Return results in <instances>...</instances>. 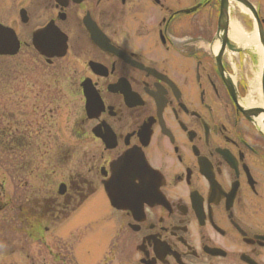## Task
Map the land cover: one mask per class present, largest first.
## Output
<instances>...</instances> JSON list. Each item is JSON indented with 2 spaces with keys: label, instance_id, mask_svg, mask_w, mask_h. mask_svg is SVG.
I'll return each mask as SVG.
<instances>
[{
  "label": "flooded vegetation",
  "instance_id": "af4514ba",
  "mask_svg": "<svg viewBox=\"0 0 264 264\" xmlns=\"http://www.w3.org/2000/svg\"><path fill=\"white\" fill-rule=\"evenodd\" d=\"M248 1L264 21L258 0ZM219 5L0 0V24L15 31L18 53L28 49L23 87L17 71L0 67V107L15 98L26 109L15 116L0 108L8 147L0 152L28 153L29 179L46 175L50 163L62 168L55 190L34 181L23 202L0 182V257L264 264V94L262 102L248 94L255 57L230 37V22L218 27ZM64 78L80 111L74 147L39 149L32 139L55 125ZM89 206L93 213L83 216Z\"/></svg>",
  "mask_w": 264,
  "mask_h": 264
},
{
  "label": "rangeland",
  "instance_id": "374dc122",
  "mask_svg": "<svg viewBox=\"0 0 264 264\" xmlns=\"http://www.w3.org/2000/svg\"><path fill=\"white\" fill-rule=\"evenodd\" d=\"M260 7H261V15L264 18V0H258ZM239 8V7H238ZM239 11H237V9L235 8L234 11L231 10V16H230V26L232 23H236L243 32L246 33L247 36L251 35L254 32H257V28L254 24H252V26L249 27V25H247V27H243L242 23L243 22H249V20L247 18H249V16L246 14V12H244L241 7L239 8ZM232 12H236V15H234ZM238 13H240L238 15ZM19 26V24L17 25ZM21 28V27H18ZM19 33L21 35H23L25 33L24 29H18ZM231 29H230V34H231ZM251 48V53L254 55L255 57V61L252 62V65L250 66L249 73H248V77H247V84L249 86V95L250 96H254L253 101L255 102H259L261 101V90H260V73H261V69H259V56L256 53V50L253 46H250ZM248 48V49H250ZM22 54V56H21ZM15 56V55H14ZM0 57V67H2V69H4L5 71H8L10 73V76L17 71L18 73V79L16 78V75H14L16 80H19V84L22 85V87L24 86L25 83V75L24 70L26 71L28 68H26L27 66H24L27 61H28V49L23 50L21 52H19L15 57ZM21 56V57H20ZM22 70L21 73H19L18 71ZM2 76V75H1ZM9 76V78H10ZM3 77V76H2ZM71 80L69 81V78H64L62 80V87L64 89V93L62 94V97L64 95V105H62V107H59V109L54 112V122L55 125H48V134H47V138L50 139L49 141H46V137H44L43 139H36L33 138V145L39 147V149L43 148V144L47 143L48 146H50V144H56L57 147H69L72 148L74 147V141L72 140V137L70 136V132L72 129V125H73V121L76 120V118L79 116V108L77 107V103H78V98L75 97L74 95V90L73 87L71 85ZM16 82L13 81L12 84H15ZM253 84V85H252ZM68 86V87H66ZM252 87H256V91L252 88ZM69 90H68V89ZM11 90V89H10ZM252 91V92H251ZM13 93V91H11ZM18 94V93H17ZM16 94V95H17ZM14 95V96H16ZM61 97V98H62ZM250 100V98H248ZM13 101L8 103V105H6V109H4V107H0L3 108V110H7V111H12L15 116H20V115H24L26 112L25 106H24V99H21V102L23 104H21L18 108L17 106H14L15 102V98L12 99ZM258 100V101H257ZM76 102V103H75ZM262 102V101H261ZM60 103V102H59ZM27 105V103L25 104ZM50 106L47 107V111H51L52 109L49 108ZM87 127V126H86ZM84 128V127H83ZM85 129V128H84ZM3 139V140H2ZM2 139L0 140L1 144L0 147L1 149H5L8 148L5 146V144H7L6 139L4 138V136H2ZM45 146V145H44ZM41 147V148H40ZM8 152V151H7ZM72 158H70V160L66 161L64 163V167H65V174L67 173V171L74 165V162L76 160L75 154H72ZM33 160H37L36 158H33ZM39 160H37V162H33L32 164V169L34 168L35 170L39 169L38 168V164H39ZM60 165L63 166L62 163H60ZM33 169V170H34ZM46 172L47 174H40L37 176V178H33L29 179L28 176V153L25 154V151L19 154L16 153H3L2 150L0 152V182L3 183V190H4V194L6 196H9L10 194H14L15 198H19L21 199V202H23V200L28 196V184H32V182L34 183V181L37 183H40L39 180H43V178L47 181L45 186L52 190V186L54 185V190L57 187V184H50L52 182H57L58 179H60V171L62 168L57 169L55 168V164H48L46 167ZM40 170V169H39ZM36 177V176H35ZM35 186L39 187V190L41 189H45L42 188L41 184H34ZM39 185V186H38ZM38 189V188H35ZM19 195V196H18ZM18 201V200H17ZM5 204L4 210H8L9 208H7V204ZM91 206L87 207L86 210L84 211V213L82 214L83 216H87L89 213H93L91 210ZM1 255V254H0ZM6 255L0 257V264H11L9 261H15V264H24L21 263L20 261H23L24 258L19 256L18 254L16 255H12L10 257V259L8 257H5ZM14 264V263H13Z\"/></svg>",
  "mask_w": 264,
  "mask_h": 264
},
{
  "label": "water",
  "instance_id": "95a60500",
  "mask_svg": "<svg viewBox=\"0 0 264 264\" xmlns=\"http://www.w3.org/2000/svg\"><path fill=\"white\" fill-rule=\"evenodd\" d=\"M232 1L239 3L248 10L253 21L256 23L257 34L259 36L262 47H264V33L262 31V27L257 17L256 11L252 7V5L246 0H232ZM227 10H228V0H221L220 15L218 20L219 28L221 27V24L223 22H226L225 17L227 16ZM17 51H18V43L16 41L13 32L11 30L0 27V55H12ZM261 87H262V92L264 94V66L261 76Z\"/></svg>",
  "mask_w": 264,
  "mask_h": 264
},
{
  "label": "bare ground",
  "instance_id": "6f19581e",
  "mask_svg": "<svg viewBox=\"0 0 264 264\" xmlns=\"http://www.w3.org/2000/svg\"><path fill=\"white\" fill-rule=\"evenodd\" d=\"M245 12V9H242ZM247 10V9H246ZM231 35L230 37L236 41L237 43H242L243 46H253L256 50L257 55L259 56V69H263L264 66V47H262L259 36L257 32L252 33L251 35L247 36L245 32L236 24H231ZM264 33V29L262 30ZM247 36V37H246ZM253 85V84H252ZM254 90L256 87H252ZM248 105H252L249 101Z\"/></svg>",
  "mask_w": 264,
  "mask_h": 264
}]
</instances>
